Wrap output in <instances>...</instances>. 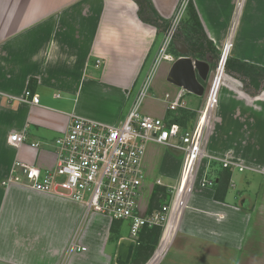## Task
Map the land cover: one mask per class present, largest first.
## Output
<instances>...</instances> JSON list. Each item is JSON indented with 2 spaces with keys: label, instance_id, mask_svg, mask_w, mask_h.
<instances>
[{
  "label": "crops",
  "instance_id": "0c3cea01",
  "mask_svg": "<svg viewBox=\"0 0 264 264\" xmlns=\"http://www.w3.org/2000/svg\"><path fill=\"white\" fill-rule=\"evenodd\" d=\"M150 1L170 23L182 0ZM188 1L219 52L230 41L225 54L264 68V0ZM163 35L139 19L133 0H0V264H114L119 241H135L120 233V221L94 213L83 220L82 205L10 179L18 162L54 167V141L72 115L105 125L122 121ZM170 66L159 65L140 110L190 127L177 120L194 95L167 82ZM27 90L38 105L23 101ZM179 94L184 108L169 110ZM16 133L26 137L18 147L8 142ZM204 154L212 186H194L170 239L157 228L156 237L141 242L147 231H140L130 264H264V90L250 97L225 74ZM183 161L179 150L145 145L143 214L168 204L169 186L160 179L177 183Z\"/></svg>",
  "mask_w": 264,
  "mask_h": 264
},
{
  "label": "built area",
  "instance_id": "2783aa9c",
  "mask_svg": "<svg viewBox=\"0 0 264 264\" xmlns=\"http://www.w3.org/2000/svg\"><path fill=\"white\" fill-rule=\"evenodd\" d=\"M188 4V0H182L170 20L149 73L126 117L117 125H105L72 115L65 133L54 141V167L40 169L18 162L15 164L16 174L11 177L10 182L82 205L83 220L94 213L114 221L129 222V234L135 241L143 228L153 227H159L165 232V241L170 239L175 232L177 219L186 208L196 185L205 156L207 135L225 77L228 58L225 50L227 46H231L228 41L222 48L216 70L205 88L204 102L191 127L185 128L175 122H165L161 118L142 114L140 108L159 65L164 61L173 62L167 51ZM180 98L179 94L170 101L168 109L174 111L184 108ZM23 101L39 104L38 97L28 90L24 93ZM25 141L24 133L12 134L8 138L9 144L15 147ZM150 142L181 151L184 161L177 184L170 189L171 199L168 204L158 211L143 214L139 208L143 178L141 158L145 145ZM212 160L221 162L224 169L243 171V167L228 160ZM198 184L202 187L212 186V181L205 177L204 172ZM71 247H75L74 242Z\"/></svg>",
  "mask_w": 264,
  "mask_h": 264
},
{
  "label": "trees",
  "instance_id": "16d2710c",
  "mask_svg": "<svg viewBox=\"0 0 264 264\" xmlns=\"http://www.w3.org/2000/svg\"><path fill=\"white\" fill-rule=\"evenodd\" d=\"M133 1L138 6L139 19L143 23L154 26L158 32L165 33L169 22L157 16L151 1ZM185 14V18L177 28L173 41L180 42L187 49L186 56L209 62L212 61V63L215 62L218 58L219 51L206 37L191 3L188 4ZM173 41L171 47L174 50ZM225 72L227 75L239 80L243 85V91L250 97L256 96L264 90L263 68L228 57L225 64ZM182 120L183 118L181 116L177 122L182 123ZM155 229L159 230V227L143 228L141 232L147 231V233L145 234V238L140 237L139 240L141 242H149V239L157 236ZM111 232H114V230L111 229Z\"/></svg>",
  "mask_w": 264,
  "mask_h": 264
},
{
  "label": "water",
  "instance_id": "95a60500",
  "mask_svg": "<svg viewBox=\"0 0 264 264\" xmlns=\"http://www.w3.org/2000/svg\"><path fill=\"white\" fill-rule=\"evenodd\" d=\"M173 45L175 51L181 56L171 63L167 82L187 93L202 97L205 92L202 82L207 81L209 72L214 70H211L209 62L187 57V49L180 42L174 41ZM135 245V241L129 238L121 239L114 257V264H130Z\"/></svg>",
  "mask_w": 264,
  "mask_h": 264
},
{
  "label": "rangeland",
  "instance_id": "374dc122",
  "mask_svg": "<svg viewBox=\"0 0 264 264\" xmlns=\"http://www.w3.org/2000/svg\"><path fill=\"white\" fill-rule=\"evenodd\" d=\"M185 15L186 14H184V16H183V18H182V20H181V22H180V24L182 23V21H183V19L185 18ZM179 24V25H180ZM179 27V26H178ZM177 27V28H178ZM177 31V30H176ZM176 33V32H175ZM174 37H175V35H174ZM173 37V38H174ZM174 42V41H173ZM160 45H161V42H160V44L157 42V44H156V46H155V49H156V52H158V50H159V48H160ZM221 51H222V49H221ZM221 51L219 52V55H218V58H217V60L215 61V62H213L212 63V61L211 62H209V61H206V62H209V64H210V68H211V70H214V71H211V73L213 74L214 72H215V70H216V67H217V65H218V62H219V60H220V58H221ZM168 54L173 58V61H175L178 57H180L181 55L180 54H178L176 51H175V49L173 50V48L171 47V45H170V48L168 49ZM172 54V55H171ZM188 57V56H187ZM228 57H229V55H228ZM190 59H192V60H198V61H204V60H199V59H197V58H194V57H189ZM256 66V65H255ZM257 67H260V66H257ZM260 68H263V67H260ZM264 69V68H263ZM225 74H226V72H225ZM227 75V74H226ZM225 78V77H224ZM156 79V78H155ZM210 79H211V77H210ZM210 79H209V81H207V82H205V88H207L208 87V85H209V83H210ZM154 82H155V80H154ZM154 84V83H153ZM189 97H192L193 98V96H190V95H188V96H186V99L187 100H190V98ZM219 99H220V94H219ZM194 100V101H193ZM193 100L192 101H189L187 104H188V110H183L181 113H182V118H183V120H182V124L183 125H185V126H192L191 124H194V122H196V119H197V113H198V110H199V108L202 106V104H203V102H204V95L202 96V97H196V96H194V98H193ZM196 101V102H195ZM218 104H219V100H218ZM200 105V106H199ZM199 106V107H198ZM218 106V105H217ZM198 107V108H197ZM193 109V110H190V109ZM197 108V109H196ZM194 109H196V110H194ZM179 118V117H178ZM212 123H213V121H212ZM186 128V127H185ZM178 160V159H177ZM204 165H205V162L204 163H202V165H201V168H200V171H199V173H198V176H197V180H196V186L198 185V182L201 180V178H202V175L204 174ZM209 167H211V165L209 166ZM176 179L177 178H161L160 179V181L162 182V184H164V185H166V186H169V187H167V188H169V189H171V188H173V187H175L176 186ZM168 189V192H169V194H171L170 193V190ZM251 195H248L247 197L249 198H251V196H252V198H253V194H254V192H251L250 193ZM262 194H264V192L262 193ZM251 198V199H252ZM264 198V197H263ZM167 199V198H166ZM170 200V199H169ZM123 224L121 225L122 227H121V230H120V233L122 234V235H127V236H129L130 234H129V229H130V223L129 222H126V221H124V222H122Z\"/></svg>",
  "mask_w": 264,
  "mask_h": 264
}]
</instances>
